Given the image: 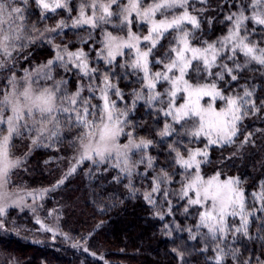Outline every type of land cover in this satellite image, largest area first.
<instances>
[{
	"label": "snow or ice",
	"instance_id": "6c2138e0",
	"mask_svg": "<svg viewBox=\"0 0 264 264\" xmlns=\"http://www.w3.org/2000/svg\"><path fill=\"white\" fill-rule=\"evenodd\" d=\"M198 2L204 5L208 0ZM28 3L29 0H19L20 6H17V0H0V70L12 73L7 77L4 89L0 90V217L5 216L8 207L19 206L23 201V197H19L9 203L11 195L7 187L11 183V174L13 170L22 167L27 156L25 154V157L14 159L12 141L15 138H28L32 146H38L47 140L49 143L45 146L48 147L60 139L61 131L65 129L71 131L75 128L78 131L74 140L70 141V146L76 150L72 158L75 162H69L70 168L64 179L85 160L94 164L112 161L111 166L120 173L114 179L119 182L121 177L129 178L126 187L135 194L136 189L131 187V177L139 174L136 169L143 165L146 177L149 170H155L156 164V158L147 152L156 142L145 137L137 139L134 131H126L130 126V112L137 102L142 101L157 116L163 115L166 118L163 128L157 131L161 141L173 136H187L190 140L203 137L207 140L203 149L187 148L186 155L179 147L180 140H174L168 145V159L182 170L179 198L187 199L184 212L188 213L193 206L199 209L196 231L192 228L180 230L187 231L191 240H197L198 236H202L205 241L211 240L214 243V264H223L228 255L239 264L240 250L230 248L226 251L229 248L227 241L229 235L233 243L241 236L253 239L249 232L250 218L256 212L264 213V181L261 182L260 192L253 193L254 201L261 206L249 208L238 177L221 180L222 174L217 172L205 179L201 174V164L207 162L210 146L224 147L235 142L240 133V123L249 115L254 116L264 109V100L257 105L253 98L255 90L246 85L242 86V93L237 91L225 95L216 82L190 83L186 76L193 69L198 77L200 73H207L214 76L215 81H225L226 76L236 81L239 79L238 74L253 63L264 68V46L261 44L264 41V0H231L229 8L234 5L236 10L224 16V21L229 25L227 33L212 42L201 41L199 46L191 43L195 39L192 30L199 29L201 22L189 11L190 0H150L146 6L145 0H127V3L122 0H81L76 17H71L72 9L68 0H52L51 3L48 0H35L44 10L41 19L45 18L46 12L55 13L57 9H65L71 23L61 19L55 26H46L43 30L33 24L32 32L36 35L31 36L26 33L28 25L24 14ZM176 9L182 11L177 13L174 11ZM199 11L203 13L205 9L202 7ZM133 16L138 24L147 25V35L141 36L133 31ZM249 21L253 25L251 29L246 23ZM186 24L191 25V30L185 27ZM108 25L120 33H124L125 29L127 32L114 35L105 27ZM85 26L92 30L102 29L103 39L99 41L102 47L96 50V55L98 59H103L105 65L111 66L118 56L127 55L125 49L134 53L130 61L126 60L120 65L136 76L140 85L138 89L132 90L131 107L127 104L124 108L117 106L118 101L125 99L124 92L112 82L111 72L105 70L101 75L99 68L91 67L89 54L83 47L72 51L63 41L56 43L57 36L64 34L65 29ZM257 32L259 39H251ZM172 33L175 35L168 49L154 61L156 65L162 66L161 69L152 72L149 57L154 54L160 42ZM79 39L82 45H88L93 39L92 32ZM24 40L27 43L21 42ZM37 40L51 45L55 55L32 71L25 69L23 77H18L13 68L19 54ZM239 56H243V63ZM24 58L27 59L26 56ZM57 66L65 72L77 69L80 80H88L87 91L90 95H83L85 85L80 81L75 91H69V81L64 78L57 80L53 75ZM214 68L218 71L213 72ZM41 80L51 81V84H41ZM162 82H167L170 87L164 92L157 91V85ZM178 93L184 94V102L177 105ZM113 96L116 99H112ZM204 97H209L212 102L219 99L225 105L220 108L215 107L214 103L204 106L201 104ZM93 100L99 103H93ZM157 104L160 107H156ZM176 125L180 126L179 130ZM252 135L249 132L244 136L240 142L241 147L251 141ZM122 136L127 137V143H120ZM135 153H139L137 160H133L130 155ZM176 175V171L168 172L162 167L152 177L150 190L144 193V199L153 206L157 203L156 196L162 194L163 202L168 205V215L173 211L170 200L173 193L168 186L173 183ZM64 179L53 188L59 187ZM41 191L47 192L49 189ZM27 195L34 201L39 198L35 192ZM155 215L164 219L162 211H157ZM230 217L233 218L232 223L229 222ZM237 217L239 224L234 223ZM37 223L41 221L37 219ZM3 228L4 222L0 219V229ZM165 228H169V225L166 224ZM201 229L207 231L201 233ZM256 238L264 240V236ZM201 251H208L207 243ZM177 254L183 258V253ZM257 260L259 264H264V260L259 257ZM243 264H250V258L245 259Z\"/></svg>",
	"mask_w": 264,
	"mask_h": 264
},
{
	"label": "trees",
	"instance_id": "16d2710c",
	"mask_svg": "<svg viewBox=\"0 0 264 264\" xmlns=\"http://www.w3.org/2000/svg\"><path fill=\"white\" fill-rule=\"evenodd\" d=\"M77 1L68 0L72 9L71 17L78 13ZM230 2L231 0L228 2L208 0L207 4L201 5L198 0H190L189 11L201 22L199 29L192 30L195 36L191 41L193 45H200L201 41L212 42L227 33L229 25L224 21V16L229 11L236 10L234 5L229 8ZM202 7L205 9L203 13L199 11ZM193 8L196 10L193 11ZM25 9L27 34L32 31L33 24L43 30L46 26H55L61 19L71 21L65 9H57L55 13L46 12L45 18L41 19L42 11L35 0H29ZM246 23L251 29L252 23L250 21ZM135 25L134 22L133 28ZM185 27L191 30L190 24H186ZM110 31L119 30L112 28ZM88 32H92L93 39L88 45H82L79 38L87 36ZM173 35L175 33L167 35L154 50V54L149 57L151 70L161 66L156 65L154 61L168 49ZM102 39V29L92 30L85 26L80 29H65L64 34L57 36L56 43L63 41L72 51L83 47L89 54L91 67L99 68L101 75L105 70L111 72L112 82L124 92L125 99L118 101L117 106L124 108L127 104L131 107L132 90L138 89L140 85L136 76L120 65L126 60L130 61L133 55L126 50L127 55L118 56L111 66L105 65L103 59H98L96 55V50L102 47L99 43ZM251 39H259V32ZM54 55L51 45L37 40L19 54L13 71L19 75L23 69L45 63ZM25 56L27 59L24 58ZM238 58L243 63V56ZM228 63L231 64L230 61ZM77 71L72 69L65 72L63 68L57 66L53 75L57 80L61 78L68 80L69 91H75L77 82H82L85 85L83 95L87 97L90 95L87 91L88 80L86 78L80 80ZM212 71L218 69L214 68ZM262 73L264 68L253 63L238 74L239 79L236 81H231L230 77L226 76L225 81L228 83L215 81V77L207 73H200L198 77L193 69L189 70L186 77L191 83L216 82L225 95L237 91L242 93V86L246 85L255 90L253 98L259 105L261 100H264ZM11 74L6 70H0V90L4 89L7 77ZM162 86H166V83H161L158 88L161 89ZM112 99L116 97L113 96ZM216 101V104L222 102L219 99ZM92 102L99 103L98 100ZM156 107L160 105L157 104ZM128 119L130 126L126 131H134L137 139L145 137L156 142L147 150L149 155L156 158L155 170H149L145 177V168L140 165L136 169L139 174L131 177V187L136 189L135 194L126 187L129 185V178L121 177L119 182L114 179L120 173L110 163L94 164L91 161H84L75 172L64 179L70 168L69 162L76 152L70 146V141L74 140L78 131L75 128L71 131L62 130L60 139L55 140L48 147L45 146L49 143L47 140L38 146H32L28 138H15L12 141V156L25 157V154L27 156L22 167L12 172L9 187L39 191L49 189V191L43 192L40 196L39 203L44 213L36 216L29 209L11 207L4 217H0L4 222V228L0 229V264H214L215 253L212 251L214 243L211 240L205 241L202 236H198L197 240H191L187 231L180 230L192 228L194 232L196 231L199 209L193 206L188 213L184 212L187 199L179 198L182 170L176 168L168 159V145L174 140L181 141L179 147L185 155L187 148H204L207 140L203 137L199 140L195 138L190 140L187 136H173L161 141L157 131L163 128L166 118L163 115L157 116L155 111L148 109L142 101L137 102ZM168 119L170 121V118ZM176 127L179 130L180 126L176 125ZM239 127L240 133L232 145L209 147L208 160L201 164V171L206 175L219 172L222 174L221 177H238L245 193L247 206L259 208L261 205L254 201L253 193L260 192L261 182L264 181V109L254 116L246 117ZM249 132L253 134L251 141L241 147L240 142ZM126 139V136L121 137V140ZM137 156L139 153H135V160ZM162 167L168 172H177L173 183L168 186L173 193L170 196L173 205L171 215L167 214L168 205L167 202H163L162 194L156 196L155 206L144 199L145 191L151 188L152 177ZM61 179H64V182L59 187L53 188ZM157 211L164 213V219L155 215ZM49 212H54L55 218H46L44 214ZM37 219L42 224L37 223ZM250 220L249 232L253 239L241 236L233 243L229 235L227 241L229 248H226V251L230 248L240 250L239 264H243V261L249 258L250 264H259L257 257L264 260V240L256 238L264 236V213L256 212ZM229 222L232 223L233 218L230 217ZM239 222V219L235 218L234 223L239 224ZM166 224L169 228H165ZM42 225L52 231L44 230ZM200 232L206 231L201 229ZM206 243L208 251H201ZM177 252L183 253L182 259ZM223 264H236V262L231 255H228Z\"/></svg>",
	"mask_w": 264,
	"mask_h": 264
},
{
	"label": "rangeland",
	"instance_id": "374dc122",
	"mask_svg": "<svg viewBox=\"0 0 264 264\" xmlns=\"http://www.w3.org/2000/svg\"><path fill=\"white\" fill-rule=\"evenodd\" d=\"M196 1V0H195ZM48 2L49 3H51L52 2V0H48ZM80 2H81V0H78L77 1V3H76V7H77V12H78V9H79V4H80ZM122 2L123 3H127V0H122ZM148 3H150V0H145V6L148 4ZM17 6H20L19 5V0H17ZM40 8V7H39ZM40 10L41 11H44L43 9H41L40 8ZM182 11V9H179V11H176L177 13H179V12H181ZM26 13V12H25ZM24 13V14H25ZM89 14H90V10H89ZM78 15V13L74 16V17H76ZM157 18H159V17H157ZM133 19H134V22L136 23V25H135V27L133 28V31L134 32H136V33H138V34H140L141 36H143V35H147V25H144V24H138L137 22H136V20H135V17L133 16ZM69 24L71 23V21H69L68 22ZM106 28H107V30L108 31H110V29L112 30V26L111 25H108V26H105ZM110 32H112V31H110ZM118 32V33H117ZM126 32H127V29H125V32L124 33H120L119 31H116V32H112L114 35H123V34H126ZM26 33H27V29H26ZM27 35H36V33H33L32 31H29V34H27ZM102 38H103V34H102ZM22 43H27V40H24V41H21ZM193 45V44H192ZM193 46H199V45H193ZM262 46H264V42H263V44H262ZM126 50H128V49H125V51ZM142 50H143V46H142ZM130 54L132 53V55H134V53L133 52H129ZM46 63V62H45ZM41 64H44V63H41ZM41 64H35V65H33L32 67H30V68H25V69H28L29 71H32L33 69H36L39 65H41ZM161 67L162 66H158V68H156V69H154V70H151L152 72H156V71H158V70H160L161 69ZM25 69H23L22 71H21V73L19 74V75H17L18 77H23V75H24V70ZM186 79H187V77H186ZM189 80V79H188ZM189 82L191 83V81L189 80ZM206 82V81H205ZM205 82H200V83H205ZM21 83H22V81H21ZM40 83L41 84H45V83H48V84H51V81H48V82H45V81H43V80H41L40 81ZM162 83H166V86H162V88L160 89V88H158V86L161 84H158L157 85V91H160V92H164L165 91V89H167V88H169L170 87V85L167 83V82H162ZM207 83H210V82H207ZM183 93H178V95H177V97H176V104L178 105V104H181V103H183L184 102V100H183ZM165 101H167V97H165ZM216 102L217 101H215V102H212L211 101V99L209 98V97H204V99L203 100H201V104H203L204 106H207L209 103H214V106L215 107H217V108H220V107H224V105H225V102L224 101H222V102H220L219 104H216ZM166 106V105H165ZM120 143H127V139L126 140H121V138H120ZM192 149H197V147H195V148H192ZM200 149H203L202 147L200 148ZM76 151V150H75ZM76 155V152H75V154H74V156ZM131 156H132V159L133 160H135L134 159V155L135 154H130ZM138 158L137 159H139V156H137ZM13 158L15 159V158H18L17 156H13ZM136 159V160H137ZM85 161H90V160H85ZM75 161L74 160H72V163H74ZM92 162V161H91ZM107 163H110V164H112L113 162L112 161H109V162H107ZM100 164H102V163H100ZM14 171V170H13ZM201 174H202V176L205 178V179H207L208 177H211V176H213L215 173H212V174H209V175H206V174H204V173H202V171H201ZM228 177H232V176H227V177H220L221 178V180H224V179H227ZM7 191L9 192V194L11 195V200L9 201V203L11 204V201L12 200H17L19 197H23V201H22V203L19 205V206H16V205H13V206H10V207H8L7 209H6V212L9 210V208H11V207H15V208H17V209H29V210H31L32 212H34L35 213V215L37 216V215H40L39 213H44V210L41 208V206H40V200H41V194L43 193V192H41V191H39V190H37V189H13V188H10L9 187V185H8V187H7ZM29 192H35V193H37L38 194V196H39V198L38 199H36L35 201L33 200V198L31 197V196H29V195H27V193H29ZM190 195H193L194 196V194L193 193H190ZM39 203V204H38ZM33 209H35V211H33ZM49 213H51V215H49ZM48 214H44L45 215V217L46 218H55V213L53 212H49ZM238 218V217H237ZM239 219V218H238ZM41 224H42V222H41ZM205 231H207L206 229H204Z\"/></svg>",
	"mask_w": 264,
	"mask_h": 264
}]
</instances>
